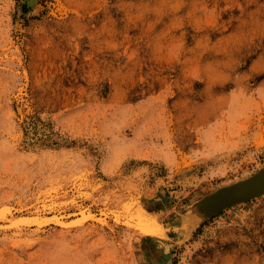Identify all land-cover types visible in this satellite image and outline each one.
Instances as JSON below:
<instances>
[{
  "label": "rangeland",
  "instance_id": "1",
  "mask_svg": "<svg viewBox=\"0 0 264 264\" xmlns=\"http://www.w3.org/2000/svg\"><path fill=\"white\" fill-rule=\"evenodd\" d=\"M29 2L0 0V264H264V194L191 212L264 165V0Z\"/></svg>",
  "mask_w": 264,
  "mask_h": 264
},
{
  "label": "water",
  "instance_id": "2",
  "mask_svg": "<svg viewBox=\"0 0 264 264\" xmlns=\"http://www.w3.org/2000/svg\"><path fill=\"white\" fill-rule=\"evenodd\" d=\"M29 9L32 3L22 0ZM264 194V165L250 175L222 185L204 194L191 206V212L200 213L202 218L210 217L236 204L246 202Z\"/></svg>",
  "mask_w": 264,
  "mask_h": 264
},
{
  "label": "bare ground",
  "instance_id": "3",
  "mask_svg": "<svg viewBox=\"0 0 264 264\" xmlns=\"http://www.w3.org/2000/svg\"><path fill=\"white\" fill-rule=\"evenodd\" d=\"M33 1V0H32ZM186 215H188V214H186ZM190 215V214H189ZM201 214L200 213H198V214H195V218L196 219H200L201 218ZM31 222V221H30ZM196 223H197V220H196ZM139 228H141L142 230L141 231H147V232H152L153 231V228H152V225L150 224V223H146V222H141L140 224H139Z\"/></svg>",
  "mask_w": 264,
  "mask_h": 264
}]
</instances>
